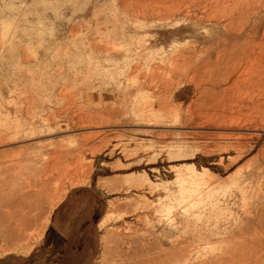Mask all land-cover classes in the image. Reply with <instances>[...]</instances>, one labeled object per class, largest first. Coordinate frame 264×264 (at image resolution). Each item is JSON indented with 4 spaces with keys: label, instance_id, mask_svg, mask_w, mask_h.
Wrapping results in <instances>:
<instances>
[{
    "label": "rangeland",
    "instance_id": "1",
    "mask_svg": "<svg viewBox=\"0 0 264 264\" xmlns=\"http://www.w3.org/2000/svg\"><path fill=\"white\" fill-rule=\"evenodd\" d=\"M41 1L0 0V264H264V0Z\"/></svg>",
    "mask_w": 264,
    "mask_h": 264
},
{
    "label": "bare ground",
    "instance_id": "2",
    "mask_svg": "<svg viewBox=\"0 0 264 264\" xmlns=\"http://www.w3.org/2000/svg\"><path fill=\"white\" fill-rule=\"evenodd\" d=\"M43 2H46L45 0H42ZM41 1V2H42ZM157 1V0H156ZM47 3V2H46ZM83 3H85L84 1H83ZM174 3H176V2H174ZM173 3V4H174ZM181 3H183V2H181ZM81 3L80 2H75L74 3V9L75 10H80V8H81V6L82 5H80ZM87 4V3H86ZM180 5V4H179ZM85 6V5H84ZM6 7L8 8V9H10V10H13L14 8H16V7H14V4H12V5H10V4H8V5H6ZM51 7L55 10V11H57L58 10V6H57V4H51ZM171 7V6H170ZM173 7V6H172ZM83 9V8H82ZM170 9V8H169ZM189 10V9H188ZM171 11V10H170ZM39 13V12H38ZM58 13V12H57ZM11 17V16H10ZM9 17V18H10ZM3 22H4V24H7V26H13V24L15 23V22H8V20L5 18L4 20H3ZM180 22V21H179ZM178 22V23H179ZM52 31H53V28H49V29H47V28H45L44 30H41L40 31V36H43V34H44V32H48V33H52ZM140 35V34H139ZM137 38V37H136ZM40 39V38H39ZM44 40V39H43ZM126 43V42H125ZM129 44H127V46H128ZM132 45V44H131ZM167 53V52H166ZM165 54V53H164ZM83 54L82 53H79V54H77V58L78 59H83ZM118 65V64H117Z\"/></svg>",
    "mask_w": 264,
    "mask_h": 264
}]
</instances>
